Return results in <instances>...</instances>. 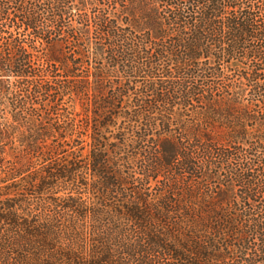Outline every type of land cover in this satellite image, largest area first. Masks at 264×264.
Instances as JSON below:
<instances>
[{"label":"trees","instance_id":"trees-1","mask_svg":"<svg viewBox=\"0 0 264 264\" xmlns=\"http://www.w3.org/2000/svg\"><path fill=\"white\" fill-rule=\"evenodd\" d=\"M0 264H264V0H0Z\"/></svg>","mask_w":264,"mask_h":264}]
</instances>
